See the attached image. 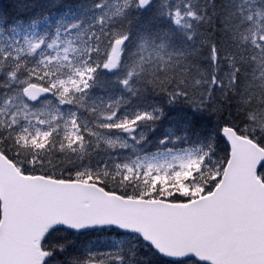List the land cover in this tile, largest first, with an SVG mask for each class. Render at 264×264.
<instances>
[{
  "label": "snow or ice",
  "instance_id": "obj_1",
  "mask_svg": "<svg viewBox=\"0 0 264 264\" xmlns=\"http://www.w3.org/2000/svg\"><path fill=\"white\" fill-rule=\"evenodd\" d=\"M0 264H264V0H0Z\"/></svg>",
  "mask_w": 264,
  "mask_h": 264
},
{
  "label": "trees",
  "instance_id": "obj_2",
  "mask_svg": "<svg viewBox=\"0 0 264 264\" xmlns=\"http://www.w3.org/2000/svg\"><path fill=\"white\" fill-rule=\"evenodd\" d=\"M4 2H7V0H4Z\"/></svg>",
  "mask_w": 264,
  "mask_h": 264
}]
</instances>
